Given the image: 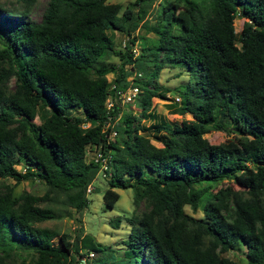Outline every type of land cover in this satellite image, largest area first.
Segmentation results:
<instances>
[{"label": "trees", "instance_id": "1", "mask_svg": "<svg viewBox=\"0 0 264 264\" xmlns=\"http://www.w3.org/2000/svg\"><path fill=\"white\" fill-rule=\"evenodd\" d=\"M17 1L21 13L0 3V177H36L47 189L14 195L12 184L0 182V264H78L96 248L87 235L78 247L66 233L37 226L55 217L38 202L62 193L64 203L82 210L97 171L85 148L103 142L110 84L125 85L131 70L139 72L132 80L145 115L152 97L167 99L170 90L155 80L160 67L176 63L191 78L175 87L181 96L173 111L189 118L152 124L157 145L126 112L114 124L119 141L105 145L103 204L111 207L118 197L113 187L134 188L125 248L112 264H237L219 252L238 238L247 264H264V0H163L150 25L155 42L136 54L131 32L151 0H133L121 11L106 0H47L39 20L21 16L35 0ZM236 14L243 17L238 32ZM114 31L127 35L122 47L114 45ZM110 54L119 61H108ZM148 59L153 69L146 77ZM38 105L48 111L35 121ZM71 107L83 117L71 115ZM224 118L243 140L222 146L204 136L224 129ZM249 168L245 187L218 186ZM185 205L201 214L185 212ZM13 246L31 251L29 260L12 259Z\"/></svg>", "mask_w": 264, "mask_h": 264}, {"label": "rangeland", "instance_id": "2", "mask_svg": "<svg viewBox=\"0 0 264 264\" xmlns=\"http://www.w3.org/2000/svg\"><path fill=\"white\" fill-rule=\"evenodd\" d=\"M47 0H35L25 11L23 19L25 20H39L42 10L46 4ZM107 2H116L120 5V10H123L133 0H106ZM163 0H151L148 1L145 6V21H138V26L134 29L131 34L134 35V47L136 50H140L141 47L148 45H153L156 35L150 29V25L156 20L157 9ZM0 3L4 7L16 10L21 13L23 9V4L17 0H0ZM137 5L132 6V12L136 13ZM182 9L178 8L176 13H181ZM243 17L239 14L233 19V25L236 32L239 31ZM113 36V42L116 47H122V43L126 40L127 35L125 33L114 31L111 32ZM130 36V35H129ZM152 48V47H150ZM151 50V49H150ZM138 57V56H137ZM108 61L117 63L119 58L116 55L110 54L107 57ZM153 63V61L151 60ZM148 60L143 63L145 67L143 70L146 77L149 76V71L153 69V64ZM95 67V62L92 64ZM136 68H139L138 66ZM113 74L107 73L106 76L110 78ZM132 75V70L130 74ZM191 78V74L186 66L176 63L174 65L164 64L160 67L155 80L163 85L169 87V91L166 93L167 99H162L158 97H152L151 109L145 115H141L139 112V106L136 103V99L123 106L120 111V116L126 112H130L136 121L144 127L145 133L151 134L152 124H159L163 119L172 122L180 121L181 119L189 118L188 114H179L173 111V108L177 106L180 102V92L176 90V86H182L187 83ZM14 78L11 77L9 80V87L13 86ZM46 107H41L38 105L37 114L35 121H38L43 114L47 112ZM71 115H77L83 117V113L78 107H71L69 110ZM120 119V117H119ZM118 121V120H117ZM224 129H210L204 133V136L214 143H218L222 146H228L232 142H237L243 140V137L236 132L229 129L231 123L227 118L222 120ZM162 130L159 132L161 133ZM122 134L117 132V139L119 141ZM150 139L153 143L159 145V141L154 139L150 135ZM248 141H252L251 137L247 136ZM89 155L85 158L88 159ZM16 168L23 169L22 163H17ZM251 168L238 173L237 181H232L229 179H223L218 186H232L234 188L245 187L247 181L250 177ZM0 182H5L12 184L13 194L18 195L22 191H29L35 194H42L47 186L36 177H28L26 179H21L14 182V179L10 177H0ZM94 188L86 193V205L82 210H76L73 207L67 205L63 202V194L57 193L54 199H44L38 202L39 206H49L55 214V217L48 218L42 221H38L35 224L40 227H48L59 233H66V236L72 243H76L78 247H82L84 236H88L89 242H92L96 248L92 250V256L86 259V264H112L113 259L122 256V251L125 245L122 240L128 235L129 225L125 221V217L130 215L133 209L132 197H133V187H113L117 191L118 197L113 202L111 207L105 206L103 204L102 192L105 187H107L106 178L96 175L92 181ZM54 195L53 192L50 196ZM185 212L192 214L194 216H199L201 214L200 209L192 210L189 206H184ZM119 218L117 227H113L115 219ZM82 237V238H81ZM53 242H57V236L53 239ZM1 250V249H0ZM246 246L241 238H238L234 246L226 251L219 252V255L227 256L228 258L236 261L237 264H247L245 256ZM83 251V249H82ZM31 251L26 249L17 248L13 246L11 250V257L15 261L20 258H25L29 260L31 256ZM76 257V255H75ZM90 260V261H89ZM88 261V262H87Z\"/></svg>", "mask_w": 264, "mask_h": 264}, {"label": "built area", "instance_id": "3", "mask_svg": "<svg viewBox=\"0 0 264 264\" xmlns=\"http://www.w3.org/2000/svg\"><path fill=\"white\" fill-rule=\"evenodd\" d=\"M125 41L122 43L124 45ZM131 52L133 54L137 53L134 45H131ZM140 73L132 70V75L127 77L128 82L125 85H118L117 83H111L109 87V91L105 96L103 105L105 108L106 118L104 119L101 131L103 132V142L98 144H88L85 148L86 155H89L88 159L97 164L96 175H100V177L105 178L107 176L106 170L109 161V148L105 145L112 141L116 136V130L114 128V124H116L117 120L120 116V111L124 105L133 102L140 89L137 83L133 82L132 77L139 76ZM114 108L117 109L115 114L112 113ZM83 126H87L88 122L83 123ZM93 177V179L95 178ZM93 179L87 183L85 186V193L91 191L94 186L92 185ZM92 256V251H88L83 256L78 258V264H85L87 258Z\"/></svg>", "mask_w": 264, "mask_h": 264}]
</instances>
